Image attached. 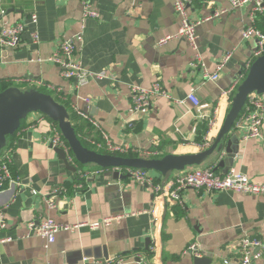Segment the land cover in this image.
Returning <instances> with one entry per match:
<instances>
[{"label":"crops","instance_id":"crops-1","mask_svg":"<svg viewBox=\"0 0 264 264\" xmlns=\"http://www.w3.org/2000/svg\"><path fill=\"white\" fill-rule=\"evenodd\" d=\"M90 1L99 19H83L79 0H2L10 21L27 22L29 14L35 12L37 24L27 26L18 48H0V87H39L37 81L58 87L59 93L52 95L77 120L81 142L100 153L110 152L94 146L91 140L108 139L114 145L127 146L123 153H112L123 157L184 155L203 150L199 144L206 132L205 121L193 118L192 105L185 98L194 88L202 102L217 108L222 124L231 98L223 96L222 91L237 84L248 61L254 59L255 40H244L240 35L249 23V8L230 10L197 25L198 52L210 74L221 56L231 52L219 78L211 81L199 70L191 71L189 64L195 52L185 40L157 44L178 26L172 0ZM225 6L227 0H191L188 13L199 20ZM81 26L82 65L91 71L105 70L112 78L91 80L76 88L70 80L61 78L56 65L30 59L46 58L63 37L71 36ZM255 26L264 30V14L257 17ZM32 29L39 34L38 46L30 42L28 32ZM155 81L171 99L158 97L145 115H129V87L148 88ZM85 97L88 102L83 101ZM76 109L87 118H81ZM52 123L32 113L9 140L10 170L20 184L0 192V210L8 223L3 234L13 238L1 246L0 264H238L241 238L264 241V196L231 191L186 189L178 200H161L156 207L159 222L154 225L148 213L154 205L152 190L121 173L114 177L93 164L82 166L73 157L71 166L75 170L66 168L47 143ZM233 133L237 142L229 146L233 149L231 164L225 161L216 172L234 168L264 184V123L263 139L241 140V132ZM225 157L223 151L202 167L214 166ZM94 170L101 171L87 179L79 178V173ZM152 174L162 182L160 174ZM78 182L83 187L74 189L73 184ZM56 186H63L65 192L58 195L56 207L48 209L45 196ZM140 210L145 212L132 214ZM116 214L128 215L98 229L84 225L76 231H61L48 245L39 236H26V223L43 217L73 224L97 222ZM155 241L156 251L150 250ZM192 244L198 248V257L184 253ZM195 258L205 261L195 262ZM250 264H264V256Z\"/></svg>","mask_w":264,"mask_h":264},{"label":"built area","instance_id":"built-area-1","mask_svg":"<svg viewBox=\"0 0 264 264\" xmlns=\"http://www.w3.org/2000/svg\"><path fill=\"white\" fill-rule=\"evenodd\" d=\"M82 6L83 19L93 18L99 19V12L94 8L90 0H79ZM228 6L213 10L210 14L202 17L199 20H194L188 13V5L191 0H172L175 14L178 18V26L173 33H168L159 38L158 45H164L171 40H185L188 45L194 50V60L190 62L189 67L199 70L200 74L207 80L215 81L219 78L221 70L231 58V52H227L221 56L216 64V69L213 73H209L205 64L202 62L201 54L198 52V36L196 33L197 25L203 21H208L225 14L230 10L240 9L244 7L249 8V23L242 28L240 35L244 40L254 39L255 49L253 52L254 58L264 53V33H262L255 26V20L259 15L264 14V0H227ZM35 26L37 24V15L31 12L28 16L27 22H12L7 17V12L0 0V48L1 49H16L21 46L23 42V34L28 30V25ZM31 44L39 45V34L36 29L28 32ZM83 42V26L73 33L71 36L63 37L53 52L46 58L37 56L31 58V62H51L59 69L60 76L64 80H70L74 83L76 88L89 83L91 80L111 79L112 77L105 70L91 71L86 69L80 60L79 50ZM250 61L246 64L249 66ZM20 79L19 81H24ZM39 87L44 88L51 94H58L60 89L51 84H44L37 81ZM236 87V83L229 88L222 91L223 96H232ZM130 106L128 109L129 115H145L151 108L152 101L158 97L171 99V95L165 90L159 81L153 82L148 88H141L138 86H130ZM55 96V95H54ZM83 101L88 102V98H83ZM178 102L177 100H173ZM185 101L192 105L193 118L196 121H205L206 132L203 140L200 142V148H208L215 138L218 129L221 126L217 118V108L208 102H202L195 94V89L191 88L187 94ZM75 112L81 118L87 116L80 110ZM41 115V114H40ZM264 120V94H251L243 107V110L236 120L233 130L241 132V140L248 139H263L262 125ZM94 123V122H93ZM50 136L47 137V143L51 148L57 147L65 151L67 159L71 162L72 155L69 151L67 143L62 138L57 126L52 123ZM91 144L98 148L106 149L108 152L123 153L126 151V146H118L112 144L108 139L91 140ZM11 151L10 144L4 149L0 155V192L6 189L16 188L20 183L15 180L11 174ZM115 169V168H114ZM113 169V170H114ZM119 172L127 174L135 183L146 186L147 189L154 193L155 201L161 196L178 200L181 193L186 189H193L195 191H203L206 193H215L218 191H231L234 193L249 194L253 196H264V184L252 180L246 173L230 168L225 172L217 173L213 166H204L200 168H190L185 171L176 173L172 178L168 179L164 186L159 181H155L152 172L143 169L132 168H116ZM101 171V170H100ZM99 170L85 171L79 173V178L87 179L100 173ZM81 183H74V189H81ZM65 192L63 186H56L51 188L50 192L45 196V202L48 209L56 207V199L58 195ZM33 194H38L36 190H32ZM157 204L153 205L150 212L153 224L159 222V215L156 212ZM145 212L144 210L132 212V214H139ZM128 214H116L105 216L97 222H76L73 224H62L50 217H43L40 221H29L26 223V236L36 235L46 241V245L55 241L57 233L61 231H76L80 227L87 225L92 229L106 227L121 220ZM8 228V223L4 213L0 210V249L1 246L13 240L9 235L3 234ZM241 257L238 264H250L252 260L260 259L264 256V241L256 237H243L240 239ZM157 248L155 241L150 250ZM191 253L198 257L199 252L195 244L189 245L184 250V253ZM115 261V260H113ZM119 260L116 262L118 263ZM49 264V263H47ZM113 264V263H111ZM223 264H231L229 261H224Z\"/></svg>","mask_w":264,"mask_h":264},{"label":"water","instance_id":"water-1","mask_svg":"<svg viewBox=\"0 0 264 264\" xmlns=\"http://www.w3.org/2000/svg\"><path fill=\"white\" fill-rule=\"evenodd\" d=\"M253 93L264 94V53L252 60L236 84L230 98L229 109L215 135L214 141L207 149L184 155L165 154L161 157H123L100 153L84 146L77 136L67 108L54 95L41 91L37 86L22 88L11 85L0 90V155L8 146L10 138L19 129L21 121L32 113H39L56 124L76 163L82 166L93 164L105 169L107 175L112 174L114 177L118 176L117 171H111L115 167L150 169L163 177L161 186H164L167 180L176 173L190 168L202 167L204 163L220 157L223 151H225L229 160L227 161L226 157L220 158L213 169L216 171L218 166H225V161L231 164L233 149L231 150L229 146L232 142H237L232 127L239 118L245 101ZM53 149L66 168L75 170L63 149L57 147ZM168 200L172 199L166 198L164 203ZM204 261L205 258H195V262Z\"/></svg>","mask_w":264,"mask_h":264},{"label":"rangeland","instance_id":"rangeland-1","mask_svg":"<svg viewBox=\"0 0 264 264\" xmlns=\"http://www.w3.org/2000/svg\"><path fill=\"white\" fill-rule=\"evenodd\" d=\"M197 33V32H196ZM246 102V101H245ZM245 105V104H244ZM244 107V106H243ZM151 109V108H150ZM243 110V109H242ZM150 111V110H149ZM263 123H264V120H263ZM55 124V123H54ZM56 125V124H55ZM263 126V125H262ZM219 130V129H218ZM232 131H233V127H232ZM218 132V131H217ZM127 147V146H126ZM204 149H207V148H204ZM203 149V150H204ZM112 153H114V152H110L109 154H112ZM116 153V152H115ZM148 155H152L151 153L152 152H146ZM113 155V154H112ZM118 156V155H117ZM138 156H140V155H136V156H133V157H138ZM140 157H143V156H140ZM116 168H125V167H115V169H114V171H117L118 172V174L119 173H121L122 175H125V176H128L127 174H125L124 172H119ZM128 168H131V167H128ZM197 168H200V167H197ZM132 169H142V168H132ZM143 170H148V171H150V172H153V173H157V172H155V171H153V170H150V169H143ZM156 179V178H155ZM156 182H157V180H155ZM161 183V182H160ZM153 197H154V193H153ZM164 199H166V197L165 196H161L158 200H156L155 201V199H154V204H158L161 200L162 201H164ZM152 217V216H151Z\"/></svg>","mask_w":264,"mask_h":264},{"label":"trees","instance_id":"trees-1","mask_svg":"<svg viewBox=\"0 0 264 264\" xmlns=\"http://www.w3.org/2000/svg\"><path fill=\"white\" fill-rule=\"evenodd\" d=\"M260 30V29H259ZM262 33H264V30L262 31V30H260ZM246 71V69L244 70V72ZM5 87H7V86H3V87H0V90H2V89H4ZM41 91H43V92H47L46 90H44V89H40ZM49 93V92H48ZM65 107L67 108V106L65 105ZM67 110H68V108H67ZM69 111V110H68ZM70 118H71V122H72V124H73V126H74V128H75V131H76V133H77V136H78V123L76 122L77 120L75 119L74 120V118L72 117V115L70 114ZM23 123V121H21V124ZM21 126V125H20ZM20 128V127H19ZM18 131V130H17ZM80 139V138H79Z\"/></svg>","mask_w":264,"mask_h":264}]
</instances>
